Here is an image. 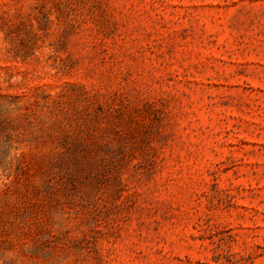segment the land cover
Segmentation results:
<instances>
[{
    "label": "rangeland",
    "instance_id": "1",
    "mask_svg": "<svg viewBox=\"0 0 264 264\" xmlns=\"http://www.w3.org/2000/svg\"><path fill=\"white\" fill-rule=\"evenodd\" d=\"M0 264H264V0H0Z\"/></svg>",
    "mask_w": 264,
    "mask_h": 264
}]
</instances>
